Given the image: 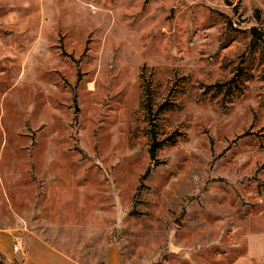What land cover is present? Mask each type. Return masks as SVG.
Here are the masks:
<instances>
[{"label":"rangeland","instance_id":"1","mask_svg":"<svg viewBox=\"0 0 264 264\" xmlns=\"http://www.w3.org/2000/svg\"><path fill=\"white\" fill-rule=\"evenodd\" d=\"M252 26L264 0H0V264L23 232L78 264H264Z\"/></svg>","mask_w":264,"mask_h":264},{"label":"crops","instance_id":"2","mask_svg":"<svg viewBox=\"0 0 264 264\" xmlns=\"http://www.w3.org/2000/svg\"><path fill=\"white\" fill-rule=\"evenodd\" d=\"M14 235L15 234L11 232V230L0 228V250L5 253L7 257L14 255V251L8 250ZM21 235L23 236L22 240L24 247H26V251H24V264H78L52 246L46 245L43 241L34 238V236L26 237L24 232ZM230 264L254 263L250 257H247L231 262Z\"/></svg>","mask_w":264,"mask_h":264},{"label":"trees","instance_id":"3","mask_svg":"<svg viewBox=\"0 0 264 264\" xmlns=\"http://www.w3.org/2000/svg\"><path fill=\"white\" fill-rule=\"evenodd\" d=\"M251 34H252V40L251 45H255L258 42H261L264 45V30L258 29L256 26H252L250 28ZM156 148L157 143H153V145L149 149V155H150V161L153 162L156 160ZM151 167L148 166L145 170V172L141 176V181L146 178V176L149 174ZM2 253V252H1Z\"/></svg>","mask_w":264,"mask_h":264},{"label":"built area","instance_id":"4","mask_svg":"<svg viewBox=\"0 0 264 264\" xmlns=\"http://www.w3.org/2000/svg\"><path fill=\"white\" fill-rule=\"evenodd\" d=\"M15 248L17 249V248H18V246L16 245V246H15Z\"/></svg>","mask_w":264,"mask_h":264}]
</instances>
